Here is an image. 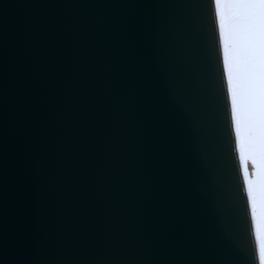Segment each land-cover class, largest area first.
I'll return each mask as SVG.
<instances>
[{
  "label": "water",
  "instance_id": "1",
  "mask_svg": "<svg viewBox=\"0 0 264 264\" xmlns=\"http://www.w3.org/2000/svg\"><path fill=\"white\" fill-rule=\"evenodd\" d=\"M221 50L211 0H0V264H260Z\"/></svg>",
  "mask_w": 264,
  "mask_h": 264
},
{
  "label": "snow or ice",
  "instance_id": "2",
  "mask_svg": "<svg viewBox=\"0 0 264 264\" xmlns=\"http://www.w3.org/2000/svg\"><path fill=\"white\" fill-rule=\"evenodd\" d=\"M222 37L234 132L259 173L257 230L264 232V0H211ZM249 194L253 185L249 184ZM257 197L253 196V208ZM258 258L264 264V238Z\"/></svg>",
  "mask_w": 264,
  "mask_h": 264
},
{
  "label": "rangeland",
  "instance_id": "3",
  "mask_svg": "<svg viewBox=\"0 0 264 264\" xmlns=\"http://www.w3.org/2000/svg\"><path fill=\"white\" fill-rule=\"evenodd\" d=\"M242 157H243V166H245V177L247 178L248 187L250 183L253 185V192L250 195V202H252V212L254 213V224L256 225V236L258 237V245H260L261 238H264V232H260L257 230V219L260 215V208L258 202L259 189H260L258 168L253 166L254 162L252 161V159L249 160V163L247 165L245 162L246 160L244 154L242 155ZM253 196L257 197V205L255 208H253Z\"/></svg>",
  "mask_w": 264,
  "mask_h": 264
},
{
  "label": "bare ground",
  "instance_id": "4",
  "mask_svg": "<svg viewBox=\"0 0 264 264\" xmlns=\"http://www.w3.org/2000/svg\"><path fill=\"white\" fill-rule=\"evenodd\" d=\"M220 37H221V35H220ZM221 44H222V37H221ZM231 114H232V112H231ZM233 131H234V129H233ZM244 178H245V180H244V187H245V190L247 192L248 201L250 202V194H249V190H248L249 187H248L247 178L245 177V170H244ZM250 203H251V213H252V219H253V225H254V237H256V240L255 241H257L256 242V245H257L258 244V237L256 236V225L254 224V213L252 212V202H250Z\"/></svg>",
  "mask_w": 264,
  "mask_h": 264
}]
</instances>
